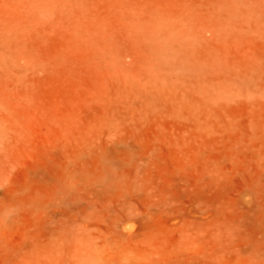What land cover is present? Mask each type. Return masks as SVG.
<instances>
[{
  "label": "rangeland",
  "instance_id": "obj_1",
  "mask_svg": "<svg viewBox=\"0 0 264 264\" xmlns=\"http://www.w3.org/2000/svg\"><path fill=\"white\" fill-rule=\"evenodd\" d=\"M0 264H264V0H0Z\"/></svg>",
  "mask_w": 264,
  "mask_h": 264
}]
</instances>
